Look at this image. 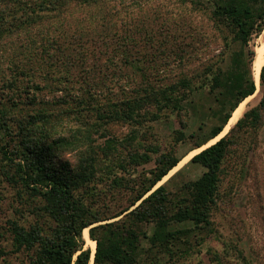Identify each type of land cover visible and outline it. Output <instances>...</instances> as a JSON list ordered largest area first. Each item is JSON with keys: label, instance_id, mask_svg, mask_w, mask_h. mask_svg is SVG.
Here are the masks:
<instances>
[{"label": "trees", "instance_id": "1", "mask_svg": "<svg viewBox=\"0 0 264 264\" xmlns=\"http://www.w3.org/2000/svg\"><path fill=\"white\" fill-rule=\"evenodd\" d=\"M190 1L212 20L222 42L217 59L200 72L192 75L183 71L174 80L168 75L161 80L149 79L141 66L147 59L131 52L142 40L145 44L141 47L159 41L148 28V20L122 21L121 40L107 44L117 30L114 16L107 12L101 20L103 29L97 28V34L90 38L93 47L89 55L95 57L94 48L102 40L114 52L122 53L124 67L142 72V79L128 93L115 96L107 88L111 96L103 102L97 100L90 88L105 85L97 76L110 66L103 69L96 61L85 68L77 97L58 98V104H71L68 110L48 107L19 116L13 112L18 102L10 100L12 94L8 97L0 92V185L14 190L17 216L8 219L7 232L19 254L17 264H89L92 250L85 248L86 228L96 241L94 264H177L200 254L205 241L217 237L212 214L220 199L223 164L239 135L260 127L263 121L264 65L259 103L249 107L228 133L189 160L204 168L202 174L183 181L174 191L166 183L155 186L182 159L176 143L193 140L191 150L207 144L222 133L239 104L256 92L252 66L256 39L264 31V0ZM105 3L0 0V49H4L5 40L24 33L31 41L28 51L40 44L38 57L52 59L49 67L55 65L58 52L70 64L71 53L58 39L63 33L52 34L61 16L73 6L105 7ZM161 37L172 39L163 33ZM192 45L182 40L171 54L175 53L182 64L189 60ZM85 49L82 45L87 53ZM11 71V80L4 79L3 85L21 93L25 87L21 88L19 76L25 72L17 66ZM119 86L124 91L128 88ZM173 114L181 129L173 130L174 143L164 145L153 129ZM193 117L195 127L189 128L188 119ZM119 122L131 125V132L123 139L109 136L100 144L99 137L107 134L105 126ZM66 153L73 154L74 162L64 157ZM146 162L154 163L149 174L133 175ZM103 179L130 197L121 209L108 215L95 208L92 197L98 193L89 190ZM104 220L111 221L101 222ZM6 253L0 249V256ZM240 255L245 264H251L243 252ZM217 260L221 263L219 255Z\"/></svg>", "mask_w": 264, "mask_h": 264}, {"label": "rangeland", "instance_id": "2", "mask_svg": "<svg viewBox=\"0 0 264 264\" xmlns=\"http://www.w3.org/2000/svg\"><path fill=\"white\" fill-rule=\"evenodd\" d=\"M196 8L190 0H106L105 7L103 5L91 8L73 6L61 16L58 27L54 29L56 31L52 32V34L63 33L60 38L58 36V39L59 42H62V47H68V53H71L70 64L63 60V55L58 52L54 59L55 65L49 67L48 64L52 59L48 61L43 57H38L37 52L42 53L40 44L35 47L33 45L28 51L31 41H28L27 35L24 33L14 35L11 39L5 40L4 49H0V92L8 94V97L12 94V97H9L10 100L18 102V107L13 112L19 116L48 107L52 111L65 108L68 110V108H72L71 104H58V98L77 97V90L85 76V68L96 61L103 69L106 65L110 66L108 70L100 71L97 76V79L101 78L105 85L103 84L101 87L94 85L90 88L97 100L103 102L107 96H111L107 88H111L115 96L117 94L123 96L125 92L128 93L127 91L132 85L135 86L134 84L140 82L143 77L142 72L135 71V73L129 67H124L122 53L114 52L112 46L104 45L102 40L98 41V47L94 48L95 57L89 55V51L93 47L90 38L97 34V28H100V31L103 29L101 20L107 12L109 16H114L113 21L117 24L116 37L111 35L107 44L116 43L118 38L121 40L123 31H120L119 25L122 21H137L144 18L148 20V28L154 30V36L159 41L147 43L146 47H141L145 44V41L142 40L141 45H136L131 52L134 57L141 60L147 59L141 66L145 69L149 79L161 80L165 75H168L171 80H174L183 71L193 75L195 72L202 71L206 64L217 59L222 44L212 20ZM96 23L99 24L95 25ZM162 33L168 34L172 39H162ZM182 36L184 38H180ZM78 37L79 39H75ZM82 37H84L83 41H80ZM35 39L38 42L36 36ZM263 39L264 33L262 32L256 39L255 51ZM182 40L185 42L189 40L193 45L189 47V52H191L189 60L181 64L179 57L171 52L175 48V44ZM82 45L86 47L87 53L82 51ZM53 49L55 50V45ZM138 58L136 59L138 60ZM13 66L15 69L17 66L25 72V75L19 76L21 88L25 87L21 93L17 90L12 91L11 87L6 88L3 85L4 79L11 80ZM91 77H93L92 73L89 74V78ZM61 78L62 82H60ZM256 84V92L243 100L246 101L243 113L261 100L260 82H256ZM119 85H125L128 88L124 91ZM32 100L35 102L34 104H30ZM184 118L187 119V117ZM177 119V116L173 114L165 117V122L160 121L155 124L153 131L164 145L175 142L176 134L173 133V130L181 129ZM188 120L189 128H194L195 118ZM236 122L229 127L226 125L222 131L224 133L218 135L219 138L228 133ZM131 129L132 127L128 123L108 124L105 126L106 136L99 137L98 140L100 144H104L109 136L123 139L131 132ZM98 135L95 134V137ZM218 139L213 142L212 139L201 148L193 150H191L193 140L176 143L177 154L182 156V159L155 188L166 183L174 191L183 181L199 177L204 168L189 160L194 154ZM238 139V143L233 147V151L223 164L220 199L212 214L217 237L208 238L201 247L200 254H195L192 258L182 260L177 264H245L240 255L242 252L251 261V264H264V117L260 127L244 132L239 135ZM64 157L74 162L72 153H66ZM152 167H154L153 162L142 163L133 175L149 174L148 171ZM178 171L180 172L178 173ZM174 176L175 178L171 180ZM108 184L107 179H103L101 182L95 183V188L90 186L89 189L98 193L92 198L96 201L95 208L102 215L118 211L130 200L128 192L119 191ZM13 194L14 190L11 187L0 185V249L7 252L0 256V264H17L19 260V254L14 251L12 238L7 232L8 219L17 216L14 210L16 203ZM107 221L111 220L101 222ZM85 230L88 232L87 236H85ZM85 230L83 236L86 241L85 248H87L91 246L88 244L89 239L95 244L96 241L90 238L89 229ZM237 248L240 251L236 250ZM217 255L221 257V263L218 262ZM94 256L91 257L92 260L89 264H94Z\"/></svg>", "mask_w": 264, "mask_h": 264}, {"label": "bare ground", "instance_id": "3", "mask_svg": "<svg viewBox=\"0 0 264 264\" xmlns=\"http://www.w3.org/2000/svg\"><path fill=\"white\" fill-rule=\"evenodd\" d=\"M256 54L258 56V62H255L254 66H252V69H253V76H254V79L255 81L258 83L259 80H260V72H261V66L264 62V39L261 43V45L259 47H257L256 49ZM245 102L246 101H243L239 104V106L234 110V112L232 113V116L227 124V127H229L230 125H232L234 122L237 121V119L239 118V116L243 113L244 109H245ZM224 132H222L221 134H223ZM220 136V135H219ZM219 136H217L215 139L212 140V142L216 139L219 138ZM87 231L85 230V236H87ZM89 241V245H91V249H92V257L94 256V251H95V248H96V244L94 241L92 240H88ZM92 260V259H91Z\"/></svg>", "mask_w": 264, "mask_h": 264}, {"label": "water", "instance_id": "4", "mask_svg": "<svg viewBox=\"0 0 264 264\" xmlns=\"http://www.w3.org/2000/svg\"><path fill=\"white\" fill-rule=\"evenodd\" d=\"M263 33H264V31H263ZM261 40H262V39H261ZM260 42H261V41H260ZM260 42H259V43H260ZM258 60H259V59H258V56H257V54H255V57H254V60H253V66H254L255 62H258ZM263 65H264V62H263V64H262V66H263ZM262 66H261V68H262ZM259 82H260V81H259ZM230 118H231V117H230ZM229 120H230V119H229ZM228 122H229V121H228ZM227 124H228V123H227ZM221 137H222V136H221ZM219 139H220V138H219ZM214 143H215V142H214ZM210 145H211V144H210ZM208 146H209V145H208ZM208 146H206V147H208ZM206 147H204V148H206ZM200 148H201V147H200ZM204 148H203V149H204ZM200 151H201V150H200ZM200 151H199V152H200ZM197 153H198V152H197ZM154 189H155V188H154Z\"/></svg>", "mask_w": 264, "mask_h": 264}]
</instances>
